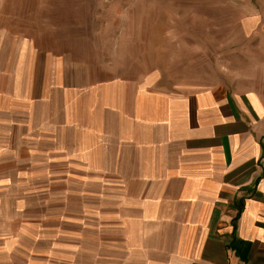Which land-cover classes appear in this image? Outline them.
<instances>
[{"label": "crops", "instance_id": "0c3cea01", "mask_svg": "<svg viewBox=\"0 0 264 264\" xmlns=\"http://www.w3.org/2000/svg\"><path fill=\"white\" fill-rule=\"evenodd\" d=\"M6 4L0 192L30 167L48 192L73 190L94 233L41 264H264V86L169 91L104 77L19 33ZM2 229L0 264H18L14 228Z\"/></svg>", "mask_w": 264, "mask_h": 264}, {"label": "rangeland", "instance_id": "374dc122", "mask_svg": "<svg viewBox=\"0 0 264 264\" xmlns=\"http://www.w3.org/2000/svg\"><path fill=\"white\" fill-rule=\"evenodd\" d=\"M5 1L2 13L19 33L47 37L104 77L150 78L169 91L264 86L246 81L264 76V0ZM22 169L0 192V225L14 228L18 264L25 255L41 264L64 244L67 252L89 247L80 198L48 192L38 171Z\"/></svg>", "mask_w": 264, "mask_h": 264}]
</instances>
